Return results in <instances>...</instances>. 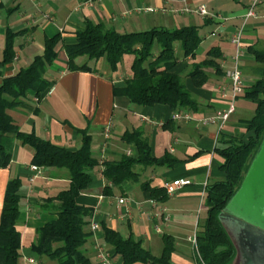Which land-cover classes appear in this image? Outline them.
<instances>
[{"label": "crops", "instance_id": "1", "mask_svg": "<svg viewBox=\"0 0 264 264\" xmlns=\"http://www.w3.org/2000/svg\"><path fill=\"white\" fill-rule=\"evenodd\" d=\"M251 1L233 0L223 23L212 20L206 23L217 28V35H211V38L217 37L219 42H208L203 51L206 52L213 46L219 48L220 74L207 70L208 80L201 88L193 87L186 77L191 63L196 61L195 56L193 59H184L181 53L177 54L173 72L182 76L186 89L198 104L196 112H189L196 120L210 116L226 105L217 88L226 82L225 70L234 65V48L229 36L236 29L242 30V54L237 63L244 85L254 79L252 69L255 65L247 49L264 45V0H258L254 9L255 16L245 20L244 15ZM183 3L192 4V1L0 0V60L5 31L17 33L13 43V59L0 67V83L4 77L12 76L21 68L27 67L35 55L41 54L45 39L55 35L60 37L57 57L45 73V78L50 81L49 88L39 101L28 91L21 105L7 111L19 130L34 132L39 138L69 151L77 150L80 145L77 131L86 130L91 140L92 157L100 164L103 160L137 158V148L122 141L124 132L136 131L148 141L153 157L161 158L166 154L176 161L171 167L137 166L135 172L138 180L125 181L118 187L104 180L101 165L90 172V182L80 192L77 203L93 210L90 223L98 225V230L91 233L83 247L85 255L93 264L95 245L101 246L109 254L111 264H121V258L114 255L103 241L102 225L118 232L122 238L130 237L139 242L155 257L161 255L162 236H170L174 248L170 263L196 264L195 251L188 238L194 231L197 233L202 228L206 216V185L223 177L219 170L222 160L214 149L221 134H234L238 131L237 124L245 119H234L235 109L218 133L215 125L200 127L195 121L172 120L173 112L164 105L135 106L125 98L113 95V88L123 85L129 72L119 69L111 73L106 63L102 69L97 68L98 62L103 59L88 63L94 69L93 72L68 71L63 45L75 42V33L84 29L86 21L100 23L121 33L160 27L174 29L189 25L199 28L185 15L169 12L171 9L181 8ZM144 8H152L156 12H139ZM219 31L223 34H219ZM207 41L209 37L205 36L198 49ZM77 62L82 63L84 59ZM108 122L111 123V130L109 137L104 140L102 131ZM156 122L162 124L156 126ZM31 157L30 147L14 139L10 164L6 169L0 170V213L6 183L18 178L21 182L18 190L20 214L16 221V228L20 233L21 256L18 264H31L29 259L37 264H55L45 258H36L30 246L35 239V230L54 219V215L41 207L45 199L66 189L67 173L42 168L41 177L31 181ZM176 179L189 180L190 184L179 188L174 195L167 196L163 193L162 184ZM144 183L155 191L152 195L149 190L140 188ZM105 188H108L107 194L104 193ZM121 198L125 201L118 204V199ZM230 264H247V259L238 250Z\"/></svg>", "mask_w": 264, "mask_h": 264}, {"label": "trees", "instance_id": "2", "mask_svg": "<svg viewBox=\"0 0 264 264\" xmlns=\"http://www.w3.org/2000/svg\"><path fill=\"white\" fill-rule=\"evenodd\" d=\"M210 19L205 21L209 23ZM17 33L5 31L4 48L0 67L9 64L14 56L13 43ZM59 35L45 39L41 54L35 55L31 63L14 75L4 77L0 83V170L6 169L11 161L14 139L30 147V165L43 169L63 170L67 173L66 189L45 199L41 209L54 215L35 230V239L30 246L36 258H45L55 264H93L85 255L84 245L91 232L88 229L93 210L77 203V198L90 182V172L102 166L101 176L114 187L125 181L138 180L137 166L171 167L176 161L163 155H151L148 141L139 132H124L122 141L134 145L138 157H123L119 161L103 160L101 164L92 157L90 136L86 130H78L80 145L69 151L39 138L34 132L25 133L17 127L7 111L22 104L28 91L39 101L49 88L50 81L45 73L57 57ZM202 38L199 28L193 25L180 28H151L141 32L121 33L100 23L86 21L84 29L75 33V42L63 45L68 71L93 72L89 62L105 61L110 72L118 70L122 58L132 55L129 76L123 85L113 88L115 97L125 98L138 106H167L172 112H196L197 102L186 89L182 76L173 72L177 63L176 44H179L184 59L194 58ZM252 58L253 80L244 86L240 95L253 103V113L241 120L232 135L221 134L214 152L222 160L219 170L223 177L208 183L205 187L204 206L206 216L200 231L196 233V264H230L235 251L222 224L219 213L239 188L243 176L264 137V45L248 47ZM218 47H210L204 57L192 62L186 74L193 87L201 88L208 80L207 70L220 74ZM79 59L84 62L78 63ZM21 182L18 178L6 183L0 213V264H18L20 258V233L16 221L20 214ZM140 188L149 189L146 183ZM157 192V191H156ZM108 193V188L104 189ZM164 193V192H163ZM165 195V194H164ZM103 241L114 255L121 258V264H171L173 240L163 235V249L159 257L153 256L132 238H122L118 232L102 225Z\"/></svg>", "mask_w": 264, "mask_h": 264}, {"label": "built area", "instance_id": "3", "mask_svg": "<svg viewBox=\"0 0 264 264\" xmlns=\"http://www.w3.org/2000/svg\"><path fill=\"white\" fill-rule=\"evenodd\" d=\"M257 3H258V0L251 1V4L247 8L245 15H244L245 20H247L250 17L255 16L254 9ZM141 11L154 12L155 10L152 8H144V9L139 10V12ZM169 12L172 14H179V15H190V16L197 15V16L207 17L208 19L214 20L218 23H223L226 20V17L222 15L210 14L207 11V8L203 3H198L192 6H190L187 3H183V6L181 8L176 9V10L171 9ZM241 37H242L241 29H236L229 36V41L233 45V48H234V65L232 68L225 70L224 77H225L226 82L217 88L220 98L225 100L226 102L225 107L220 110L215 111L210 116L202 117L198 120H196L189 112L177 111V112L172 113L171 115L172 120L186 121V122L195 121L197 125L200 127H207L210 125H215L217 127V132L219 133L221 131L224 124L228 121L230 116L234 113L235 101L237 98L240 97V95L243 92V88L245 86L243 82L241 69L239 68V65L237 63L238 59L241 57V54H242ZM154 124L158 126V125H161L162 123L156 122ZM110 130H111V123L108 122L103 127V131H102V136L104 140H106L109 137ZM41 169L42 168L36 167L34 165L29 166V170L33 174L31 181H33V179L36 177H41L42 175ZM189 184H190L189 180L176 179V180L164 182L162 184V189L167 196H172L176 193V191L179 188L183 186H187ZM124 201H125L124 198L118 199V204H122L124 203ZM96 230H98V225L95 223H90L89 231L93 233ZM188 241L190 242L193 250L196 252V232L195 231L188 238ZM94 251H95V264H111L109 254L101 246L95 245ZM28 262L31 264H37L32 259H29Z\"/></svg>", "mask_w": 264, "mask_h": 264}, {"label": "water", "instance_id": "4", "mask_svg": "<svg viewBox=\"0 0 264 264\" xmlns=\"http://www.w3.org/2000/svg\"><path fill=\"white\" fill-rule=\"evenodd\" d=\"M218 220L235 255L240 250L247 264H264V137L239 188L219 213ZM253 257L256 263H251Z\"/></svg>", "mask_w": 264, "mask_h": 264}, {"label": "rangeland", "instance_id": "5", "mask_svg": "<svg viewBox=\"0 0 264 264\" xmlns=\"http://www.w3.org/2000/svg\"><path fill=\"white\" fill-rule=\"evenodd\" d=\"M191 1H192V4H189L190 6L198 4V3H203L206 6L207 11L210 14L222 15L224 17L225 15H228L230 7L233 5V0H191ZM185 16L187 17V19H192V22H194V24H197L199 26V35L203 40L205 36L209 37V41H207L206 44H203L201 48L196 51L195 59L196 61H199L204 57L205 51H203V49L208 45L207 44L208 42H216V43L219 42L217 37L211 38V35L212 34L215 35L218 31H217V28L213 27L211 24L209 25L205 24V20L208 19L207 17L197 16V15H193V16L185 15ZM212 22H214V20H212ZM219 34L222 35L223 33L219 31ZM176 45H177L176 46V56H177V54L181 53V51L179 48V44H176ZM132 60H133L132 55L124 56L118 66V70L121 69V71L123 70L124 72L128 73L130 71L129 67H130ZM104 65L106 64L104 60H102L98 62L97 68L102 69ZM234 105L236 109V112L233 115L234 119L235 118L248 119L252 116L251 112H253V108H254L253 103L249 101H244L242 98L239 97L236 99ZM253 258L254 259H252L251 263H256L255 257Z\"/></svg>", "mask_w": 264, "mask_h": 264}]
</instances>
